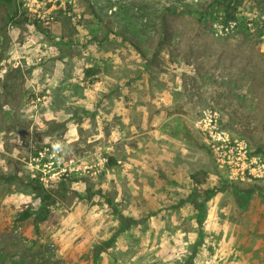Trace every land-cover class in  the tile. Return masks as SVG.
<instances>
[{"label":"rangeland","instance_id":"1","mask_svg":"<svg viewBox=\"0 0 264 264\" xmlns=\"http://www.w3.org/2000/svg\"><path fill=\"white\" fill-rule=\"evenodd\" d=\"M185 4L0 5V264H264V177L208 131L264 155V0Z\"/></svg>","mask_w":264,"mask_h":264},{"label":"built area","instance_id":"2","mask_svg":"<svg viewBox=\"0 0 264 264\" xmlns=\"http://www.w3.org/2000/svg\"><path fill=\"white\" fill-rule=\"evenodd\" d=\"M42 19L46 23H50L51 21L49 15H43ZM235 23L236 21H230L229 26L233 27ZM227 26L226 29H228ZM208 122L209 143L217 153L219 166L229 172L231 179L244 180L246 178L264 177L263 154L252 153L248 145L243 142L237 143V145L232 144L225 131H218L216 120L209 118ZM19 230H21V226L16 228V231Z\"/></svg>","mask_w":264,"mask_h":264},{"label":"trees","instance_id":"3","mask_svg":"<svg viewBox=\"0 0 264 264\" xmlns=\"http://www.w3.org/2000/svg\"><path fill=\"white\" fill-rule=\"evenodd\" d=\"M14 0H0L1 4H11ZM245 0H201L195 1L188 0V4H185V7L179 10L180 12L187 13H196L200 18H205L208 15H211L213 12L222 11V17L225 23L230 21H236L238 18L237 9L243 4ZM197 7L195 8L194 6ZM169 12L175 13L178 10L167 8ZM17 13V11H16ZM220 188L211 189L208 191V196L215 194ZM43 209L37 212L39 218H44L47 214V209ZM34 213L33 209H26L20 215V220H23ZM109 244V242H106Z\"/></svg>","mask_w":264,"mask_h":264}]
</instances>
